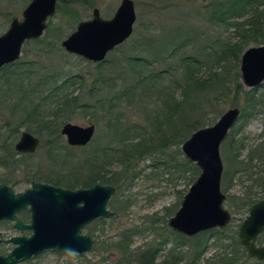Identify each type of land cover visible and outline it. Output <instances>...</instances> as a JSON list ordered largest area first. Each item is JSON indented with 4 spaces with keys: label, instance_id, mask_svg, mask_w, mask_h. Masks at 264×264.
<instances>
[{
    "label": "trees",
    "instance_id": "1",
    "mask_svg": "<svg viewBox=\"0 0 264 264\" xmlns=\"http://www.w3.org/2000/svg\"><path fill=\"white\" fill-rule=\"evenodd\" d=\"M81 1L86 4V0H59L57 10L59 11L63 6L69 8L72 4ZM210 10V18L216 24L234 29V35L237 36L235 41L232 39L224 41L219 44V47H217V42L211 47H204L198 51L195 48L193 54H186L185 48L192 46H190V40H183L174 44L171 49L154 54L157 55L154 60L132 56H127L117 63L114 62L115 64L105 60L96 65V72L83 76L64 72L58 74L51 70L53 68L50 65L41 67V63L32 60H19L3 68L0 71V84L4 86L0 87H5V89H2V92L0 89V110L6 106L7 109H11L13 116L12 121L0 125V167L9 171L0 176V183L7 184L14 190L24 185H32L34 182L48 183L71 190L87 189L103 184L114 186L119 194L127 185L137 160L160 152L157 151V147H166L171 144L180 148L194 132L214 125L217 117L223 113L222 107L230 103L231 97H243L244 99L243 105H238L241 110L238 121L248 122L259 114L264 107V100L257 94L258 89L248 91L244 89L240 80L239 68L242 54L249 45L264 44V0H228L220 5L212 6ZM48 39L32 40L26 44L43 43ZM58 41L49 43L53 48L49 47L40 52L56 51L59 47ZM59 69L64 71L62 67ZM116 70H123L127 76L132 78L130 82L133 85L126 87L122 92L124 94L113 91V89L120 88L117 85L119 78L116 76ZM89 76H93L91 91L98 89V92L94 94L91 92L94 100L88 104H80L79 95L70 99L66 91L71 93L70 89L77 83L83 86ZM4 90L8 92L5 94ZM104 90L108 91V95L105 93L108 97L105 100L100 98ZM151 92L160 97L161 106H159L157 115L151 112L152 98H148L149 103L145 100L147 94ZM11 94L15 95V97L11 96L15 103L4 105L8 101V95ZM128 96L139 101V106L144 109L148 126L152 131L136 125L125 128L118 125L121 124L122 117L115 114L112 109L117 108L118 105L121 106L124 97ZM210 104L214 105L213 111L206 110V106ZM72 108H85L86 113H84L92 120L99 113L113 116L108 122L109 125H106V134L114 140L109 145L102 141L93 149L79 148L90 151L86 154V158L76 156L77 148L68 145L61 146L60 129L67 123L71 111L74 110ZM63 116L65 120H62ZM97 122L99 123V120ZM22 128L36 136L46 134L59 139L47 153L51 163L59 165V168L64 170L60 172L62 174L58 171L41 174L31 170L21 180L17 179L19 155H22L23 159L33 157L19 154L14 149ZM231 132L232 130L223 144L224 147L230 149L235 177L238 173H248L253 169L254 160L258 161L263 157L262 162H264V156L255 150L249 153L247 160H239L237 152L244 146L242 143L238 144L239 142H231ZM154 138L158 139L159 146H156L158 144H155ZM230 143L232 145L228 146L227 144ZM111 158L114 161L107 164L106 162ZM115 166H118L119 170L109 174ZM174 167L181 175L190 174L191 183L200 175L199 168L186 160H181ZM249 180L254 185L248 188L242 198H238L241 201L239 208L245 210L247 214L255 203L264 200L262 177L252 179L250 175ZM254 187H258L260 191L251 192ZM117 215L115 210L113 217L116 218ZM23 219L26 222L29 219L28 215H23ZM234 221L235 217L232 223ZM106 222L100 219L95 225H105ZM88 230L89 235L95 237V230L91 227ZM136 233H138L136 230H121L111 237L105 236L102 231L101 236L96 237L98 240L105 237L104 245L99 251L104 254L117 251L121 255L119 264H157L162 247L168 245V238L163 239L162 242H153L146 248L132 249ZM222 233L219 230L204 232L190 240L171 231L170 235L175 237V246L166 251L161 264H181L183 262L200 264L210 249L209 237L214 236L220 239ZM263 238L264 234L259 238V245L263 244ZM230 240L231 249L219 257L220 264H264L248 256L241 246L237 231ZM96 244L99 246V241H96ZM185 247H189L190 250L188 259H186V251L182 250ZM5 252L4 248L0 247V255Z\"/></svg>",
    "mask_w": 264,
    "mask_h": 264
},
{
    "label": "rangeland",
    "instance_id": "2",
    "mask_svg": "<svg viewBox=\"0 0 264 264\" xmlns=\"http://www.w3.org/2000/svg\"><path fill=\"white\" fill-rule=\"evenodd\" d=\"M30 1L31 0H0V36L8 30L10 23L14 18H17L20 21L23 19L22 13ZM133 1L135 3L137 15L133 34L127 42L122 44L121 47L119 46L120 49H118V47V50L115 49L110 53L107 56L106 61L117 63L118 61L125 59L127 56L154 60L155 57H157V55L154 54L169 48L171 49L174 44L183 40H190V46H192H187L185 48V53L193 54L195 53V48L198 51L204 47H211L217 42V47H219L220 43L230 39L235 41V37L237 38V36L234 35L233 28L229 29L224 27V25L216 24L210 18V8L212 6L220 5L228 0H209L207 3H202L200 0ZM120 2L121 0H86V4H83L81 1L77 4H72L69 8H66L65 6L61 7L59 11L56 10L54 17L49 19L48 27L45 31L46 34L44 33L43 37L40 38L41 40L45 38L49 39L43 43L39 42L40 44L31 43L27 45L26 42L20 60L38 61L41 63V67L50 65L53 68L51 69L50 67V69L58 74L64 72L65 74H80L83 76L96 72L97 64L87 62L78 56L67 53L61 47V42L76 30L77 25L80 22L92 19L93 11L96 8L101 11V16L104 19H112ZM56 41L59 42V47L56 51L53 50L54 52L52 53H49L48 51L40 52L43 49L47 50L49 47L53 48L52 44L50 45L49 43H55ZM46 45L48 46L46 47ZM258 46L262 45L251 44L247 49ZM60 67H62L64 71H61L59 69ZM158 68L162 69L161 66H158ZM115 73L117 78H119L117 79L119 80L117 81V85L120 86L119 89H113L115 93H122L125 91L126 87L133 85L130 82L132 79L130 78L131 76H127L123 70H116ZM92 81L93 76H89V79L85 81L83 86H81L80 83H77L70 89L71 93L66 91V94H69L70 99L79 95L80 104L91 103L94 100L91 96V92H93V94L94 92H98V89L91 91L93 88ZM0 86L4 85L0 84ZM0 89L2 92V89H5V87H0ZM244 89L248 91L245 87ZM3 92L6 94L8 91L4 90ZM105 93L108 95V91L104 90L100 95V98H103L104 100L105 98H108ZM257 94L264 100V84L258 88ZM11 96L15 97L14 94L8 95V101L4 105L7 103V105L15 103ZM150 97L152 98L151 112L152 114L157 115L159 106H161L160 97L156 93L151 92L145 97L147 103H149L150 99L148 98ZM243 103V97H231L230 103L222 107L223 113L217 118L219 119L228 109L238 108V105H243ZM3 107L4 110H0V125L12 121L13 116L10 108H8V110L6 106ZM206 107L207 111H213L215 109L212 104ZM53 108L56 110L58 109L57 107ZM75 109L73 112L71 111L67 123L80 126L94 124L96 126L94 139L90 145L83 148L93 149L96 145L101 144L102 141H105V144L109 145L110 142L114 140L113 138L110 139L106 134V125L113 116L110 117L103 113H99L95 115L94 120H92L85 114V108ZM112 110L115 114L122 117V119H120L121 124H118V121H116L120 127L125 128L136 125L149 128L148 131H152L148 126L146 120L147 115L143 112L144 109L139 106V101L132 96L124 97L122 105H118L117 108L115 107ZM62 118V120H65L64 116ZM97 120H99V123ZM22 131H25V128L20 130V134ZM36 137L40 139L41 144L37 152L32 154L33 157L23 159L21 158L22 155H19V158L17 159L20 160L19 170H17L16 174L18 180H21L26 173L31 170L38 171L41 174L57 171L59 173L62 171L64 172V170L59 168V165L51 163L47 153L55 146L59 139L47 136L46 134ZM231 138V142H239L238 144L242 143L244 146L243 149L237 152L239 153V160H245L249 153L255 150L261 152L264 156V107L259 114L251 118L248 122L241 120L238 121L232 128ZM154 140L155 144H158V139L154 138ZM60 145H68L63 136ZM227 145L229 146L232 144L230 143ZM156 146H159V144ZM225 147L224 144H222L220 149L224 166L223 176H225L226 173L224 180L222 177L221 186L222 191L227 195L225 208L235 217V221L230 224L227 229L219 230L220 232H223L220 235V239H217L214 236L209 237L210 249L200 264H220L219 257L224 253L229 252L228 250L231 249L229 246L231 244L230 238L234 237L235 231L238 232L239 225L243 223L248 215L245 210L239 208L241 203L239 199L244 196L250 186L254 185L253 182L249 180V176L252 175V179L262 177L264 180L263 157L258 161L254 160V168L248 173H238L234 177L233 172L235 171V167L232 165L233 162L229 152L230 149ZM157 148V151L160 152L153 156L143 157L134 163L135 165L129 176L127 185L122 189L121 193L116 194L111 199L108 209L113 213L115 210L117 211L118 215L116 218H104V220L107 221L105 225L98 224L95 226V221L91 224V228L95 230L96 237L101 235L102 231L105 233V236L111 237L121 230L138 231V233L135 234L132 249L137 247L146 248L153 242H162L163 239L168 238V245L162 247V251L160 252L157 261V264H161L164 260V256H166V251L175 246V237L170 235L172 230L169 228L168 222L181 207L182 200L193 183L190 181V174L187 173L181 175L176 172L174 167L175 164L181 160L188 161L182 153V146L179 148L175 145L169 144L166 145V147L162 146ZM163 148L166 149L164 150ZM75 152H77L76 156L86 158V154L90 151L88 149L82 150L77 148ZM113 161L114 159L111 158V160H108L106 163L109 164ZM260 164H262L263 167ZM118 170V166H115L110 170L111 172L109 171V174H113ZM7 172L9 171L0 167V176L2 174H7ZM65 172L67 173L66 170ZM29 187H31V185H24L15 191L21 192ZM259 191L258 187H254L251 192L258 193ZM228 199H230V201H228ZM22 215L23 213L20 214V217L23 219ZM26 222H28V220H26ZM0 230L4 239H10L14 236L21 235L20 232L13 229L12 222H1ZM88 231L89 230L86 229L83 233L89 235ZM25 234L29 236L30 232H25ZM96 237L93 238L95 241L97 240ZM104 238L105 237H102L98 240L100 247L104 245ZM188 239H195V236L191 238L189 237ZM1 247L6 251L3 255H6L11 251L13 246L10 244H2ZM99 249L98 251L93 250L91 253L85 255L47 251L23 264H119L121 255L117 251L102 254L99 252ZM182 250L186 251V259H188L190 255L189 247H185ZM181 264H185V262Z\"/></svg>",
    "mask_w": 264,
    "mask_h": 264
},
{
    "label": "water",
    "instance_id": "3",
    "mask_svg": "<svg viewBox=\"0 0 264 264\" xmlns=\"http://www.w3.org/2000/svg\"><path fill=\"white\" fill-rule=\"evenodd\" d=\"M200 1L207 3L209 0ZM57 3L58 0H31L22 13L23 19L11 21L8 30L0 36V71L20 60L26 42L43 37L49 19L56 14ZM136 20L133 0H121L112 19H104L96 8L93 18L80 22L61 42V47L87 62L101 63L130 39ZM240 80L248 90L264 84V45L243 52ZM240 115L239 108L228 109L214 125L194 132L182 145L184 157L199 168L200 175L168 222L174 232L193 237L215 229L224 230L231 224L233 216L225 208L227 196L221 188L224 166L220 149ZM95 133L94 124L67 123L61 129L67 144L74 148L89 145ZM40 143L38 137L22 131L14 149L19 154L32 155ZM115 194L114 186L102 184L71 190L34 182L24 191L16 192L0 183V223L12 222L13 229L21 233L4 239L0 230V245L13 246L7 255H0V264H23L46 251L90 253L94 240L83 231L95 221L113 216L108 205ZM26 210L28 223L19 216ZM263 233L264 200L251 207L238 231L247 254L260 262H264V246H258L257 240Z\"/></svg>",
    "mask_w": 264,
    "mask_h": 264
},
{
    "label": "flooded vegetation",
    "instance_id": "4",
    "mask_svg": "<svg viewBox=\"0 0 264 264\" xmlns=\"http://www.w3.org/2000/svg\"><path fill=\"white\" fill-rule=\"evenodd\" d=\"M111 53H112V52H111ZM103 62H104V61H103ZM101 63H102V62H101ZM33 135H34V134H33ZM87 146H88V145H87ZM81 148H83V147H81ZM51 185H52V184H51ZM221 188H222V186H221ZM223 193H224V192H223ZM116 194H117V190H116ZM116 194H115V195H116ZM224 194H225V193H224ZM115 195H114V196H115ZM114 196H113V197H114ZM226 196H227V195H226ZM226 201H227V200H226ZM260 201H262V200H260ZM255 204H256V203H255ZM249 212H250V211H249ZM112 213H113V212H112ZM113 216H114V213H113ZM113 216H112V217H113ZM28 217H29V215H28ZM99 220H100V219H99ZM24 222H25V221H24ZM28 222H29V219H28ZM28 222H25V223H28ZM243 222H244V221H243ZM95 226H96V225H95ZM240 226H241V225H240ZM89 227H91V225L87 226V227L85 228V230L88 229ZM239 228H240V227H239ZM92 229H93V228H92ZM93 230H94V229H93ZM238 231H239V230H238ZM97 232H100V231H97ZM173 232H174V231H173ZM263 234H264V233H263ZM263 234H262V235H263ZM262 235H260L259 238H260ZM88 236H90V235H88ZM98 236H101V235H98ZM90 237H91L92 239L94 238V236H90ZM95 237H96V236H95ZM238 238H239V237H238ZM259 238H258V240H257V245H258V246H264L263 244H262V245H259V244H258ZM96 239H97V238H96ZM93 240H94V239H93ZM239 240H240V239H239ZM96 241L98 242V239H97ZM96 241L94 240V246H95V249H94V247H93L92 251H93V250L98 251L99 248L101 249V248L103 247V246H102V247L97 246ZM240 243H241V242H240ZM98 245H99V244H98ZM0 247H1V245H0ZM96 249H97V250H96ZM100 249H99V250H100ZM92 251H91V252H92ZM46 252H47V251H46ZM91 252H90V253H91ZM99 252H100V251H99ZM57 253H59V252H57ZM100 253H102V252H100ZM67 254H77V253H67ZM87 254H88V253H87ZM102 254H103V253H102ZM40 255H41V254H40ZM78 255H80V254H78ZM83 255H85V254H83ZM254 259H255V258H254ZM256 260H257V259H256ZM259 262H260V261H259Z\"/></svg>",
    "mask_w": 264,
    "mask_h": 264
},
{
    "label": "bare ground",
    "instance_id": "5",
    "mask_svg": "<svg viewBox=\"0 0 264 264\" xmlns=\"http://www.w3.org/2000/svg\"><path fill=\"white\" fill-rule=\"evenodd\" d=\"M1 184H3V183H1ZM6 185H7V184H6ZM8 186H9V185H8ZM56 187H59V186H56ZM61 188H63V187H61ZM64 189H66V188H64ZM87 189H88V188H87ZM250 209H251V208H250ZM24 212H27V213H24ZM24 212H22L23 215H29L28 210H26V211H24ZM22 213H21V214H22ZM23 215H22V216H23ZM19 216H20V215H19ZM20 218H21V217H20Z\"/></svg>",
    "mask_w": 264,
    "mask_h": 264
}]
</instances>
